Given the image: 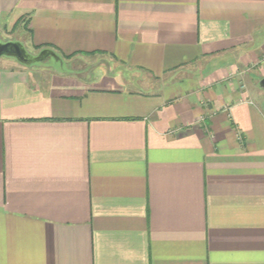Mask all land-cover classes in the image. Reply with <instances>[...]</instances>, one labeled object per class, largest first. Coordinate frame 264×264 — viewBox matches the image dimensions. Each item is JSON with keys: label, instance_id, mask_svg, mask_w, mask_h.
I'll return each mask as SVG.
<instances>
[{"label": "crops", "instance_id": "obj_1", "mask_svg": "<svg viewBox=\"0 0 264 264\" xmlns=\"http://www.w3.org/2000/svg\"><path fill=\"white\" fill-rule=\"evenodd\" d=\"M12 29L60 58L0 57V264H264V0H0Z\"/></svg>", "mask_w": 264, "mask_h": 264}, {"label": "water", "instance_id": "obj_2", "mask_svg": "<svg viewBox=\"0 0 264 264\" xmlns=\"http://www.w3.org/2000/svg\"><path fill=\"white\" fill-rule=\"evenodd\" d=\"M10 56L15 58L20 64L30 65L36 62H43L48 59L49 56L54 59L60 57L50 49H42L36 55L28 53L24 45L20 41L15 40H0V57ZM260 85L264 88V78L260 80Z\"/></svg>", "mask_w": 264, "mask_h": 264}, {"label": "rangeland", "instance_id": "obj_3", "mask_svg": "<svg viewBox=\"0 0 264 264\" xmlns=\"http://www.w3.org/2000/svg\"><path fill=\"white\" fill-rule=\"evenodd\" d=\"M25 37V36H24ZM23 39V36H21L19 33H18V31H16L15 29H12V30H3V31H0V40L1 41H5V40H15V41H23L22 40ZM22 43V42H21ZM25 47V49H26V51L28 52V53H30V54H32V55H36V54H38V52H30L29 51V46L28 45H26V46H24ZM29 49H28V48ZM7 56H2V58H6ZM44 62V61H43ZM39 63V62H36L35 64L37 65V63H38V65H42V64H44V63ZM56 62V60L53 58V57H51V56H49L48 57V59H47V63L49 64V65H53L54 63Z\"/></svg>", "mask_w": 264, "mask_h": 264}, {"label": "trees", "instance_id": "obj_4", "mask_svg": "<svg viewBox=\"0 0 264 264\" xmlns=\"http://www.w3.org/2000/svg\"><path fill=\"white\" fill-rule=\"evenodd\" d=\"M66 57H70V56H66Z\"/></svg>", "mask_w": 264, "mask_h": 264}]
</instances>
